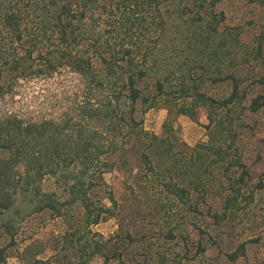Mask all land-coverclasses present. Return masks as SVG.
<instances>
[{
	"label": "trees",
	"instance_id": "trees-1",
	"mask_svg": "<svg viewBox=\"0 0 264 264\" xmlns=\"http://www.w3.org/2000/svg\"><path fill=\"white\" fill-rule=\"evenodd\" d=\"M219 1L0 0V235L7 237L0 264L14 242L17 220L42 211L64 223L54 238L55 253L37 258L27 247L21 264H88L96 255L106 264V239L95 238L90 226L116 214L103 174L130 157L169 204L190 202V192L204 195L215 175L224 174L225 194L211 214L216 224L240 208V200H251V192H240L245 171L230 151L232 127L248 92L240 87L237 66L250 51L238 27L221 25ZM245 1L264 12V0ZM168 31L180 33L185 45L184 68L178 66L184 71L175 82L173 71L156 74ZM49 79H57L53 100L32 109L27 92ZM206 81L226 82L229 92L207 93ZM158 103L166 109L162 135L144 129L141 119ZM263 104L264 86L246 108L256 111ZM198 108L205 111L207 139L183 148L170 119L183 115L196 122ZM233 169L239 170L236 177ZM47 179L59 192L43 189ZM118 239L132 237L122 230ZM247 242L264 246V230L225 251L227 260L242 256Z\"/></svg>",
	"mask_w": 264,
	"mask_h": 264
},
{
	"label": "rangeland",
	"instance_id": "rangeland-1",
	"mask_svg": "<svg viewBox=\"0 0 264 264\" xmlns=\"http://www.w3.org/2000/svg\"><path fill=\"white\" fill-rule=\"evenodd\" d=\"M215 11L224 15L222 26L239 28V40L250 51L246 61L239 62L237 66L241 71L240 87L247 88L248 92L232 127L230 151L232 157L239 158L245 171V185L240 192L243 196L251 192L252 198L240 200V208L216 224L211 214L219 211L225 194L228 181L224 174L219 171L215 175L217 179L204 195L190 192V202L175 200L169 204L161 188L149 181L130 157L125 164L118 163L110 172L103 174L118 204L114 210L116 214L90 226L91 231L97 234L95 238L106 239V264H264L261 242H247L244 254L233 262L225 256V251L264 230V185H258L264 182V104L256 111L246 108L250 97L264 86V12L261 6L245 0H220L215 5ZM184 46L180 33L168 31L157 56L160 61H157L156 74L166 69L173 71L175 76L172 74V81L175 82L179 73L184 71L178 70L179 64L184 68ZM151 81L150 76L145 79L148 84ZM55 82L57 79H49L40 88H33V94L27 92L26 102L30 100L32 109L49 107ZM202 87L207 93L217 95L229 92L226 82L206 81ZM196 118V122L183 115L170 119L171 131L185 145L183 148L207 139L203 127L207 122L204 109H197ZM141 119L144 129L162 135L166 109L158 103L142 113ZM233 172L236 177L239 170L233 169ZM43 189L59 192L51 179L44 181ZM190 203H195L196 211L188 206ZM16 225L14 242L5 248L3 264L26 261L29 252L24 249L27 247L36 251L34 255L37 258L54 255V238L64 229L60 218L50 217L47 211H42L24 216L17 220ZM122 230L130 233L131 241H119L118 235ZM6 241L7 237L0 235V246ZM197 245L202 251L197 249ZM114 251L121 253L119 258ZM63 252L69 251L59 249V253ZM160 255L163 262L159 261ZM102 261V256L96 255L88 264H102Z\"/></svg>",
	"mask_w": 264,
	"mask_h": 264
}]
</instances>
